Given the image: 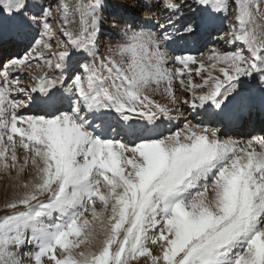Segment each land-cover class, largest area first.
I'll return each instance as SVG.
<instances>
[{"label":"snow or ice","instance_id":"6c2138e0","mask_svg":"<svg viewBox=\"0 0 264 264\" xmlns=\"http://www.w3.org/2000/svg\"><path fill=\"white\" fill-rule=\"evenodd\" d=\"M122 7L0 0V264H264V0Z\"/></svg>","mask_w":264,"mask_h":264},{"label":"rangeland","instance_id":"374dc122","mask_svg":"<svg viewBox=\"0 0 264 264\" xmlns=\"http://www.w3.org/2000/svg\"><path fill=\"white\" fill-rule=\"evenodd\" d=\"M110 3L113 2V0H109ZM116 2H119V0H116ZM140 4L141 0H123V7L122 8H109L105 16L106 18L110 16L111 13H124L128 18H134L139 22L140 20H143L144 18V12L140 10ZM135 5V7H133ZM112 29L109 27V23L105 22L104 24V41L107 43L109 40H111L112 43H115L118 40V33H109ZM226 30H218L213 32L211 35L203 37L198 43H196L194 46H191V54L196 56L197 58H200V54L202 52H206V50L213 45L217 46H222L223 48L227 49L228 46L224 44L223 41L218 40L217 38L220 35H223V31ZM115 32V31H114ZM14 50H10L8 54L4 55L5 53H0L2 54L0 58L10 56L13 53ZM194 75V74H193ZM199 79V78H195ZM258 94V93H257ZM157 99L161 100V102H164L162 97H157ZM184 112L185 116L188 117V119H192L193 122H196V120L200 119L199 117L195 116L194 113L190 114V110L185 107L182 109ZM177 127H182L183 126V119L179 121V123L176 125ZM172 131L176 130V127H173L171 129ZM234 135V136H233ZM230 136H233L236 139H247L249 136H260L258 133V130L255 129V127H249L247 129H242L236 133L230 134ZM11 181L7 178V176H2L0 175V205H2L6 199H10L12 196V189L9 187ZM4 211L0 209V215H3ZM27 264V262H26Z\"/></svg>","mask_w":264,"mask_h":264},{"label":"bare ground","instance_id":"6f19581e","mask_svg":"<svg viewBox=\"0 0 264 264\" xmlns=\"http://www.w3.org/2000/svg\"><path fill=\"white\" fill-rule=\"evenodd\" d=\"M109 33L113 34V33H116V32H114V30H111ZM257 95H258V94H257ZM257 115H258V114H257ZM243 125H244V124H243ZM254 125L259 126V130H260L259 135H260V136L264 135V129H261L262 127H264V126H263V125H264V122H260V121L257 122L255 118H252V120H250L249 122L245 123V126H247V127L254 126ZM238 131H240L239 128L232 129V130L229 131L228 134L230 135V134H232V133H236V132H238ZM233 136H234V135H233Z\"/></svg>","mask_w":264,"mask_h":264}]
</instances>
